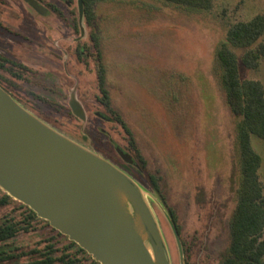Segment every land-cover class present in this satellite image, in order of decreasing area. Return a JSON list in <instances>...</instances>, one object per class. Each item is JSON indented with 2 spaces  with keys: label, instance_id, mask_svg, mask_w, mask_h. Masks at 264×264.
<instances>
[{
  "label": "rangeland",
  "instance_id": "1",
  "mask_svg": "<svg viewBox=\"0 0 264 264\" xmlns=\"http://www.w3.org/2000/svg\"><path fill=\"white\" fill-rule=\"evenodd\" d=\"M36 1L50 10L49 5L54 4L62 15L53 13L46 18L23 0H0V51L11 58L26 59L35 70L24 80H13L4 74L18 90L14 92L26 102L30 108L27 110L78 144L84 146L78 140L82 130L106 145L91 124L81 123L66 112L65 116L64 111L59 114L48 109L49 103L66 107L74 92L98 111L95 53L86 67L76 61L74 52V41L79 39L92 46L90 35L94 34L112 107L131 132L146 163L145 173L130 175L109 160L107 153L90 150L131 176L147 193L172 264H180L178 246L149 175L159 179L161 194L179 217L181 241H195L191 264H220L230 246V224L237 204V126L241 119L228 104L217 53L232 24L264 15V0H213L208 11L161 0H105L95 6L92 27L84 16L80 25L78 0L72 4ZM48 37H60L59 45L54 46ZM245 51L236 50L241 78L260 81L264 86V57L258 68L248 69L240 61ZM40 76L50 78V89L37 80ZM29 92L43 97L48 104L25 96ZM92 120L115 142L128 145L127 135L119 125L100 122L94 116ZM63 121H72V128ZM250 140L262 159L258 175L264 187V140L255 135ZM130 153L141 164L135 153ZM4 194L0 189V199ZM17 202L0 207V220L16 210ZM49 234L48 226L40 223L35 231L10 243L18 252H29L43 247L40 242Z\"/></svg>",
  "mask_w": 264,
  "mask_h": 264
},
{
  "label": "water",
  "instance_id": "2",
  "mask_svg": "<svg viewBox=\"0 0 264 264\" xmlns=\"http://www.w3.org/2000/svg\"><path fill=\"white\" fill-rule=\"evenodd\" d=\"M26 1L42 12L35 0ZM78 8L81 25L83 0ZM70 106L85 118L74 92ZM0 189L100 264H172L144 189L119 167L31 113L1 86ZM165 216L180 264H186L176 223L168 212Z\"/></svg>",
  "mask_w": 264,
  "mask_h": 264
},
{
  "label": "trees",
  "instance_id": "3",
  "mask_svg": "<svg viewBox=\"0 0 264 264\" xmlns=\"http://www.w3.org/2000/svg\"><path fill=\"white\" fill-rule=\"evenodd\" d=\"M101 1L105 0H83L84 17L89 27L93 26L95 20V6ZM161 1L201 11L210 10L213 3V0ZM72 3L73 0H68V4ZM92 39L97 49V59L101 61L94 34ZM236 50H246L240 58L246 68L259 67L260 60L264 57V15L232 24L227 32L226 42L217 53L223 70L222 82L227 92L228 104L234 115L241 119L237 126L240 147V177L238 187L234 190L237 204L230 224V246L220 264H264V187L258 175L262 159L253 149L250 140L252 135L264 140V86L260 81L241 78ZM0 61L5 63L8 60L0 55ZM98 86L101 101L110 105L106 71L102 64L98 68ZM116 118L124 126L120 116L116 114ZM124 128L126 129L125 126ZM126 131L132 138L131 132L128 129ZM142 165L145 168L144 160ZM149 182L181 233L179 217L168 207L161 194L159 179L149 175ZM12 201L14 200L10 196L4 194L0 199V207L8 206ZM18 204L22 209L8 213L0 220V264H83L87 259L99 264L75 242L50 227L47 221L40 219L29 207ZM16 211L19 213L15 214ZM40 223L46 224L51 231L40 242L44 246L29 252H18L19 249L10 242L22 234L35 231ZM59 237L64 238V241H60ZM182 245L185 262L191 264L196 248L195 241L182 240Z\"/></svg>",
  "mask_w": 264,
  "mask_h": 264
},
{
  "label": "flooded vegetation",
  "instance_id": "4",
  "mask_svg": "<svg viewBox=\"0 0 264 264\" xmlns=\"http://www.w3.org/2000/svg\"><path fill=\"white\" fill-rule=\"evenodd\" d=\"M23 1L26 4H28L36 12V14H38V15H40L42 17L49 18L48 16L52 15L53 13H55V14L57 13L59 16L62 15V11H60V9L57 6H55L54 4H50L49 5V7L51 8V10H50L43 3L40 4V2H37L35 0L37 2V4L42 8V12H39L34 7H32L26 0H23ZM56 1L68 4V0H56ZM67 6H69V5H67ZM71 15H72V13H71ZM73 27L75 28V25H73ZM81 34H82V31H81ZM84 35L85 34L83 33L82 36H84ZM90 38H91L92 46L90 44L81 43V41L79 39L74 41L77 44L76 47L74 48V52H75V55H76V61L79 62V63H83L86 67L88 66V61H89L90 55L92 53H95V55H93V56L95 57V62H96L97 91L100 94L99 86H98V68H99V65L101 64V61H99L97 59V49H96V47H95V45L93 43L92 34L90 35ZM48 39L52 41L54 46L55 45L58 46L59 43H60L59 39H61V38L59 37V38L50 39L48 37ZM62 40L64 41L63 37H62ZM91 47H94L95 51L92 50L93 51L92 52L91 51ZM0 55L3 58L8 60L5 63L0 61V64H1L0 65V86L3 87L14 99H16V101H18L20 104H22L23 107H25L27 109H30L29 107L26 106V102L22 101V98L19 97V95L16 93V92H18V90L14 88L15 87L14 84H12L11 80H8L7 76H5L4 74L8 75L13 80H24V79L27 78L28 75L35 73L34 68H32V67H34V65H30V63H28L26 59L11 58L9 56H6V54L2 53L1 51H0ZM43 76L37 77V80L41 81V83L43 82V84H46L47 85L46 88L50 89V87L48 86V82L50 83V78H48L46 76H45L46 77L45 78ZM11 85L13 86V88L11 87ZM52 85L54 86V84H52ZM107 89H108V80H107ZM14 90L16 92H14ZM108 92H109V90H108ZM72 94H71V96H72ZM25 96L30 97V98L36 100L37 102H40L41 104H46V105L48 104L47 100L43 99V97H41L39 95H36L34 93H30V94L25 95ZM109 96H110V92H109ZM75 97H76V95H75ZM76 98L81 103V105L83 107L84 117H85L84 119H82L80 117H77L73 113V110H72V108L70 106L71 98L67 102L66 107L59 106V105H56V104H53V103H49L50 107H48V109L52 110L55 113H59V114H62V112L64 111L63 113L66 112L67 114H71L74 119H77L81 123L91 124V126H93V128L96 131H99L100 134L103 136V139H104L103 143H106V145L105 144L101 145L99 142L94 141V139L89 136V133H85L84 131L81 130L80 132H78L79 134H81V137L78 140L84 146H86L89 149H91L93 151H96V152L107 153V156L109 157V160H111L114 164L119 166L121 169H123L124 171H126L130 175H134V173H137L140 176L143 175L145 173V168L142 165V159H141V157H140V155L138 153V149H137V145L135 143V140H134L133 136L131 138V136L126 131L124 126L120 123V121L117 120V118H116V114L117 113H115L114 108L112 107L111 101H110V105H107L103 101H101V95L99 97H96V105L99 107V109L97 111V110H93L92 107H88L85 103H83V101H81L79 99L78 95H77ZM58 108L61 109L62 111H60ZM66 113H65V116H66ZM93 116L95 118H97L100 122L107 123V124L119 125L124 130V132L127 135L128 145L127 146H121L120 144H118L117 141L115 142V139L112 136H110L106 132V130L104 128H102L101 125H97V124H95V122H92L93 121L92 120ZM63 122H65V121H63ZM65 123H66V124H64L65 126L72 128V126H73L72 125L73 124L72 121L65 122ZM130 151L135 153L136 157L139 159V162H141V164H138V161L136 163L133 160V158H132L133 156H131L132 154L130 153ZM123 156H126L129 159L126 160V159H124ZM148 180H149V176H148ZM12 200H14V199H12ZM22 205H24V204H22ZM21 207L22 206L19 205V206H16L15 209L16 210L17 209H22ZM13 211H15V210H13ZM19 212L21 213L22 210H19ZM48 229L50 231L49 227H48ZM59 240L63 242L64 238L59 237ZM87 261H89L90 264H94L89 259H87Z\"/></svg>",
  "mask_w": 264,
  "mask_h": 264
}]
</instances>
